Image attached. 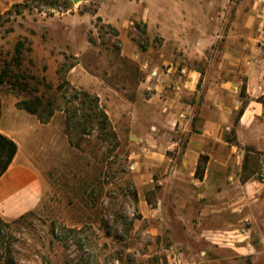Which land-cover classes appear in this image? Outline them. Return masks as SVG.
<instances>
[{
  "label": "rangeland",
  "instance_id": "obj_1",
  "mask_svg": "<svg viewBox=\"0 0 264 264\" xmlns=\"http://www.w3.org/2000/svg\"><path fill=\"white\" fill-rule=\"evenodd\" d=\"M53 1L0 0V97L54 100L50 132L56 129L59 136L58 159L46 167L51 188L41 211L17 222L0 220V264H264L263 197L250 213L202 214L198 204L178 213L176 198L165 189V120L148 119L152 142H130L131 111L144 109V96L157 90L140 88L146 73L123 53V40L139 47L142 61L149 62L145 71L155 78L165 72V60L177 67L176 75L184 67L201 72L194 94H183L195 108L189 133L199 132V108L209 105L204 77L229 31L245 27L242 0H142L150 9L146 21L131 16L124 29L99 15L103 0ZM144 11L130 0H104L101 7L110 20ZM211 37L214 43L206 48L199 44ZM80 92L99 98L116 137L81 117L83 105L74 98ZM258 100L264 105V95ZM246 102L223 137L235 147L231 159L240 184L258 190L264 185V113L252 130L239 131L235 122ZM173 139L179 145L170 153L172 164L187 144L184 135ZM228 238L235 240L231 248L225 246Z\"/></svg>",
  "mask_w": 264,
  "mask_h": 264
},
{
  "label": "crops",
  "instance_id": "obj_2",
  "mask_svg": "<svg viewBox=\"0 0 264 264\" xmlns=\"http://www.w3.org/2000/svg\"><path fill=\"white\" fill-rule=\"evenodd\" d=\"M130 1L141 3L145 11L110 20L102 15L103 0L99 15L118 29H124L131 16L146 21L150 14L147 4L144 5L142 0ZM193 1L200 3V0ZM214 2L215 0H206L205 3ZM240 5L243 10L239 17L246 23L245 27L229 31L223 42L221 56L211 72L204 77V81L208 83L205 100L208 99L209 105L203 104L199 108L198 116L203 118L199 132L189 133L187 125L195 113V108L183 99V94H194L201 72L184 67L182 69L185 72L176 75L177 67L172 61L165 60V72L155 78V74L149 75L145 71L149 62L142 61L139 47L128 38L123 40V53L136 60L141 71L146 73L140 88L143 91L157 90L155 95L144 96V109L138 111L135 108L134 112L131 111L133 125L130 142L131 145L139 144L140 141L152 142L153 132L149 130L148 119L165 120V189L176 198L178 213L183 206L188 208L192 204H198L204 212L202 214H233L237 210L242 213L245 208L250 213L254 200L261 197L264 200L261 195V192L264 195V185L261 184L256 190L254 187L251 189L249 184H240L242 175L235 171L231 159L235 147L230 140L223 137L225 130L231 129L227 124L232 114L237 111L239 104H244V100L247 102L245 106H241L242 112L235 122L239 131L252 130L256 120L264 113V105L258 100L260 95H264V67L258 63L264 61V0H242ZM183 7L185 9L187 6ZM167 12L165 7V18ZM181 12L184 14L182 9ZM211 38L201 39L199 44L206 48L214 43L215 37ZM77 70L78 67L75 66L70 73ZM242 92L246 95L245 98L240 97ZM19 101L15 96L10 99L1 97L0 133L15 141L18 146L11 165L0 177V218L4 222H13L27 214L41 211L43 200L51 188L46 167L55 163L59 152L58 131L55 129L50 132L54 116L49 123L44 124L36 115L19 109ZM128 102L135 106L131 101ZM177 126L181 131H176ZM174 134L184 135L187 144L182 156L172 164L170 153L179 145V141L173 139ZM201 155L208 156V160L204 176L199 179L195 174ZM145 161L144 163H148ZM241 168H238L239 171ZM143 202L140 200L139 204ZM241 222L228 223L224 228L236 227ZM239 236L234 235L237 238ZM234 245L235 240L226 239L225 246L231 248Z\"/></svg>",
  "mask_w": 264,
  "mask_h": 264
},
{
  "label": "trees",
  "instance_id": "obj_3",
  "mask_svg": "<svg viewBox=\"0 0 264 264\" xmlns=\"http://www.w3.org/2000/svg\"><path fill=\"white\" fill-rule=\"evenodd\" d=\"M53 2H58L54 0ZM21 4H15L14 7L18 8ZM65 9H68V6H64ZM11 11H9L10 13ZM59 68L57 71L60 73ZM63 80L65 84H68L65 81V77L63 76ZM59 88H62L60 86ZM74 98L76 100H81V104L83 105V113L81 117L91 123L97 124L98 128L104 132L106 135H112L116 137L115 133L110 130L111 128V121L108 117L106 111L100 106L99 98L96 96H92L87 92H80L78 95H75ZM56 102L52 99L45 100L44 97L41 96H34L28 99L20 100L17 104L19 109L25 110L32 115H36L42 123H48L51 118L53 117L56 111ZM1 109H2V102L0 97V117H1ZM242 112V109H241ZM77 116V115H75ZM72 124V117L67 120V133L69 132ZM79 126H82L83 123L77 122ZM83 134H90L86 132V129H82ZM70 135V132L68 133ZM18 151V146L15 141L8 138L7 136L0 133V177L6 172V170L11 165L14 157L16 156ZM208 160V156L201 155L199 164L196 170L195 176L199 179H202L205 172V165ZM136 197V196H135ZM34 213L27 214L13 222H17L23 220L28 215H32ZM0 220H2L0 218ZM3 221V220H2Z\"/></svg>",
  "mask_w": 264,
  "mask_h": 264
},
{
  "label": "built area",
  "instance_id": "obj_4",
  "mask_svg": "<svg viewBox=\"0 0 264 264\" xmlns=\"http://www.w3.org/2000/svg\"><path fill=\"white\" fill-rule=\"evenodd\" d=\"M182 72L184 73V72H185V70H184V69H182ZM153 74H155V73H153Z\"/></svg>",
  "mask_w": 264,
  "mask_h": 264
}]
</instances>
